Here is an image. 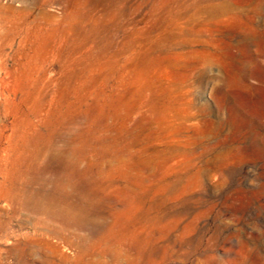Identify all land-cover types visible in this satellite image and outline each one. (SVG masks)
I'll return each instance as SVG.
<instances>
[{
    "label": "rangeland",
    "instance_id": "1",
    "mask_svg": "<svg viewBox=\"0 0 264 264\" xmlns=\"http://www.w3.org/2000/svg\"><path fill=\"white\" fill-rule=\"evenodd\" d=\"M0 264H264V0H0Z\"/></svg>",
    "mask_w": 264,
    "mask_h": 264
}]
</instances>
